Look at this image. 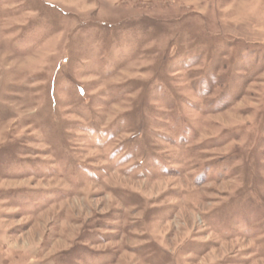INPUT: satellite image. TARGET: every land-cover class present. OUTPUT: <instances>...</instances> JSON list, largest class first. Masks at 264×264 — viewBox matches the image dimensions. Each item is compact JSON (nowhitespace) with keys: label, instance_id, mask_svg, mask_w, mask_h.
<instances>
[{"label":"rangeland","instance_id":"1","mask_svg":"<svg viewBox=\"0 0 264 264\" xmlns=\"http://www.w3.org/2000/svg\"><path fill=\"white\" fill-rule=\"evenodd\" d=\"M0 264H264V0H0Z\"/></svg>","mask_w":264,"mask_h":264}]
</instances>
